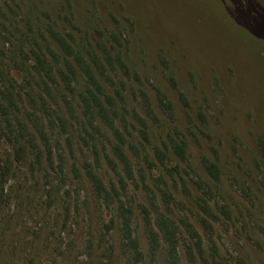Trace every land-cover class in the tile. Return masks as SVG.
I'll return each mask as SVG.
<instances>
[{"label": "rangeland", "instance_id": "obj_1", "mask_svg": "<svg viewBox=\"0 0 264 264\" xmlns=\"http://www.w3.org/2000/svg\"><path fill=\"white\" fill-rule=\"evenodd\" d=\"M56 21L76 37L92 26L122 38L129 106L151 129L148 144L140 142L153 156L165 128L188 141V187L178 184L175 196L186 204L184 212L204 248L209 241L196 217L199 211L183 191L198 193L197 173L208 178L201 159L217 157L222 172L209 204L218 217L210 222L219 255L234 264H264V158L257 147L258 138H264V0H0V38L8 44L28 34L29 25ZM16 71L10 74L19 81ZM157 92L171 103L170 110L159 105ZM132 116L136 129L130 130L137 137L142 127ZM74 146L81 160L80 146ZM9 153V144L0 141V163ZM131 160L137 171L136 159ZM66 163L63 181L54 172L49 177L40 169L32 173L28 162L13 163L0 203V215L11 222L4 225V263L129 264L131 253L121 250L117 227L103 229L113 212L100 206L84 177L74 178L72 160ZM161 170L149 171L148 182ZM100 174L106 184L114 178L106 164ZM139 183V178L129 182L136 205L146 203ZM133 231L143 254L134 264H165L162 254L147 256L138 214ZM180 255L181 264H188L182 250Z\"/></svg>", "mask_w": 264, "mask_h": 264}, {"label": "trees", "instance_id": "obj_2", "mask_svg": "<svg viewBox=\"0 0 264 264\" xmlns=\"http://www.w3.org/2000/svg\"><path fill=\"white\" fill-rule=\"evenodd\" d=\"M27 27L29 33L14 43L0 38V141L5 140L11 149L0 163V203L13 163L28 162L32 173L40 169L49 177L54 172L55 179L63 181L67 179L64 165L69 158L74 178L80 181L84 177L100 206L113 212L103 229L109 232L117 227L121 250L131 253L129 264H134V258L143 260L133 235L137 214L143 223L149 258L162 254L165 264H181L182 250L188 264L198 260L203 264H234L219 255L213 240L211 222L218 217L209 200L217 192L222 172L217 157L201 159L208 178L197 173L193 185L198 193H191L190 188L183 191L199 211L196 217L209 241L206 251L201 234L188 211L184 212L186 204L175 196L178 184L188 187L184 179L185 166L192 170L188 141L180 138L177 130L164 127L152 147L153 156L146 150L142 141L148 144L151 129L129 106L123 79L129 69L121 51L122 38L92 26L76 37L57 21ZM10 70H17L21 80ZM169 81L175 82L172 76ZM157 96L163 110H170L166 97L158 92ZM129 116L142 127L136 131L137 137L130 130L136 127ZM75 143L80 146L81 160L76 156ZM257 147L264 158V138H258ZM131 159H136L137 171ZM104 164L114 176L109 184L100 174ZM158 167L162 170L148 182L149 171ZM137 178L140 186H135L146 203L138 201L136 205L129 182L135 183ZM9 218L0 215V264H7L4 225L9 227Z\"/></svg>", "mask_w": 264, "mask_h": 264}]
</instances>
